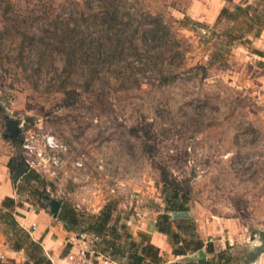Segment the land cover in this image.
<instances>
[{"label":"rangeland","instance_id":"1","mask_svg":"<svg viewBox=\"0 0 264 264\" xmlns=\"http://www.w3.org/2000/svg\"><path fill=\"white\" fill-rule=\"evenodd\" d=\"M236 5L238 20L218 18ZM9 118L18 138L3 136ZM28 130L67 148L56 178L39 177L61 206L95 214L115 200L131 231L163 212L164 168L190 186L204 242L229 244L231 264H264V0H0V157L25 162ZM26 172L22 211L42 205ZM72 236L61 256L81 243L101 264L91 236Z\"/></svg>","mask_w":264,"mask_h":264},{"label":"trees","instance_id":"2","mask_svg":"<svg viewBox=\"0 0 264 264\" xmlns=\"http://www.w3.org/2000/svg\"><path fill=\"white\" fill-rule=\"evenodd\" d=\"M232 1V0H227ZM240 11H246L241 5H236L234 10L223 7L218 18H225L231 21L238 20ZM241 37H239L240 39ZM231 36V42L234 41ZM249 40H245L248 42ZM164 80L167 76H163ZM14 163V165H13ZM21 160L15 161L10 158L7 167L10 171L16 169L17 165H24ZM40 174L29 169L23 180L27 183L35 181L39 186L29 188L32 194H35L44 206L43 196L47 194L43 178L40 180ZM161 182L163 193L166 195L163 212L155 220V226L159 233L166 235L171 246L173 256H185L189 253L204 249L205 258L196 261L175 260L170 264H231L230 245L216 250L211 241L204 242L194 231L188 218H172V211H187L186 206L190 194V186L186 183L172 178L168 171L161 169ZM15 206H21L12 197H5L0 205V221L6 225L7 234L13 235L14 240L11 248L14 250L24 249L27 259L23 264H50L49 259L43 255L42 247L39 242L34 241L29 232L21 227L15 220L12 209ZM117 203L115 200H109L98 211L90 214L76 210L71 204L64 203L58 214V219L62 222L63 228L75 233L76 237L80 234L91 236V250L95 256H103L117 264H169L161 249L152 243L150 237L144 233H138L139 239H136L128 231L125 222L115 215ZM2 219V220H1ZM65 253L66 251L63 250ZM29 258L33 257L32 261ZM1 264H13L1 263Z\"/></svg>","mask_w":264,"mask_h":264},{"label":"crops","instance_id":"3","mask_svg":"<svg viewBox=\"0 0 264 264\" xmlns=\"http://www.w3.org/2000/svg\"><path fill=\"white\" fill-rule=\"evenodd\" d=\"M7 162L8 158L4 160L3 157H0V205L5 197H12L15 200L19 196L10 178L11 175L7 167ZM13 209L15 210L13 214L17 223L29 232L34 241L39 242L42 247V253L49 259L50 264H68L65 255L61 256V252L66 246V243L70 239H74V236H72L73 232L65 230L63 225L59 222L60 220L56 221L55 219L58 218L52 217L45 207L33 205L29 206V208L26 207L25 210L22 211L20 206H15ZM153 215L154 216L151 218L152 220H150V215L147 217L148 215L145 212L144 217L130 225L131 231L129 230V232H131V234L140 232L148 235L152 243L161 249L166 258L168 254H171V246L167 236L157 231L154 224L155 213ZM4 225V223L0 222V264L9 262H13V264H23L26 260L25 250H14L11 248V245H9L5 239L6 228ZM171 256L173 257L172 254ZM95 257L96 259L102 260L101 264H117L102 256ZM179 257L180 256H174L171 260L168 259L167 262L171 263L179 259Z\"/></svg>","mask_w":264,"mask_h":264},{"label":"built area","instance_id":"4","mask_svg":"<svg viewBox=\"0 0 264 264\" xmlns=\"http://www.w3.org/2000/svg\"><path fill=\"white\" fill-rule=\"evenodd\" d=\"M20 147L24 155V163L28 169H32L42 176L56 178L58 171L62 168L64 153L67 148L54 135L28 130L20 137ZM97 160L99 161L98 167L102 168V158L98 156ZM83 161V159L76 160L74 165L78 168L83 167ZM82 201H84V198ZM139 201L141 202V199ZM81 203L77 202L73 207L79 211ZM134 212L136 217L140 218L142 216V212L139 210L135 209ZM84 235L86 234H80L78 237L81 239ZM82 243L85 242L82 241ZM88 252L90 250L85 244H74L65 258L69 264H96L89 258Z\"/></svg>","mask_w":264,"mask_h":264},{"label":"water","instance_id":"5","mask_svg":"<svg viewBox=\"0 0 264 264\" xmlns=\"http://www.w3.org/2000/svg\"><path fill=\"white\" fill-rule=\"evenodd\" d=\"M5 125H6V133L3 134L4 137L9 138V139H15V138L19 137L20 124H19L18 120L9 118L5 121ZM27 170H29V169L25 164L16 166V169L13 171V173L11 175L12 176L11 179H12L14 187H16V183H17L18 179ZM43 201L47 206H49L50 215L52 217H56L58 211L61 208V204H62L61 199H57V198L51 197L49 194H45L43 196ZM170 215L172 216V218H179V217L188 218L189 214L187 211H172L170 213ZM262 247L264 248V246H261V248ZM197 254H198L197 258H185V260L186 261H196L199 259H204L206 257L203 249L198 250Z\"/></svg>","mask_w":264,"mask_h":264}]
</instances>
